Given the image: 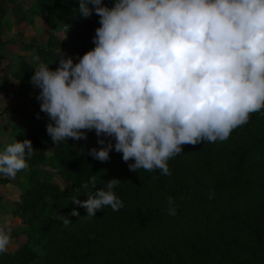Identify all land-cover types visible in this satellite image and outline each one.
<instances>
[{"label":"trees","instance_id":"obj_1","mask_svg":"<svg viewBox=\"0 0 264 264\" xmlns=\"http://www.w3.org/2000/svg\"><path fill=\"white\" fill-rule=\"evenodd\" d=\"M38 1L37 14L50 31L37 46L41 63L55 70L60 51L75 62L95 47L99 17H80L79 0ZM103 2L113 5V0ZM5 27L0 0V80L6 73ZM35 69L26 60L12 65L22 93L35 89ZM48 123L35 104L31 117L10 122V142L0 139V152L26 139L34 149L29 168L18 172L26 184L11 210L24 230L14 236V249L0 253V264H264V109L250 114L225 141L182 145L183 152L167 161L171 175L160 169L130 171L134 160L124 162L114 148L108 161L94 159L87 154L100 147L94 130L87 132V140L68 138L56 145ZM113 178L121 181L113 188L124 205L119 211L105 206L87 216L85 208L72 203L74 189L83 183L89 188H80L82 201L88 191L107 190ZM167 197L175 201V215L168 212ZM3 199L0 189V221ZM74 208L79 217L70 215ZM66 218L71 221L67 227Z\"/></svg>","mask_w":264,"mask_h":264},{"label":"clouds","instance_id":"obj_2","mask_svg":"<svg viewBox=\"0 0 264 264\" xmlns=\"http://www.w3.org/2000/svg\"><path fill=\"white\" fill-rule=\"evenodd\" d=\"M78 13L99 17L95 47L75 62L60 51L55 70L37 63L31 77L54 144L87 140L94 130L100 147L87 153L94 159L108 161L114 148L124 162L134 160L130 171L171 175L167 161L182 145L225 141L264 109V0H113L112 7L79 0ZM33 153L31 140L8 144L0 175L15 178ZM120 182L110 179L107 190L88 191L82 201L83 183L71 201L87 216L105 206L119 211L113 188ZM90 183L95 188V176ZM167 204L175 215L172 197ZM11 232L10 221H0V253Z\"/></svg>","mask_w":264,"mask_h":264},{"label":"rangeland","instance_id":"obj_3","mask_svg":"<svg viewBox=\"0 0 264 264\" xmlns=\"http://www.w3.org/2000/svg\"><path fill=\"white\" fill-rule=\"evenodd\" d=\"M40 5L38 0H1L2 13L6 22L3 37L8 45L4 50L7 56L6 73L4 71V77L0 80V86L3 87L0 90V139L5 143H9L12 138L11 128L8 127L10 122L25 121L33 115L34 105L40 104V101L36 99L40 89L35 88L30 92L22 93L19 91V82L11 74L12 65L15 67L18 60L31 62L35 68L37 63H41L40 59L36 62L33 58L38 56V44L48 40L50 31L48 23L37 14ZM55 32L58 35L64 34L63 30ZM16 108L19 109L16 110ZM14 109L16 112H11ZM44 171L60 179V175L52 169H44ZM0 176L2 177L0 189L4 196L1 220L11 223L13 231L8 249H14L18 244L14 236L23 231L24 226L15 219L11 210L26 180L19 173L15 178Z\"/></svg>","mask_w":264,"mask_h":264}]
</instances>
